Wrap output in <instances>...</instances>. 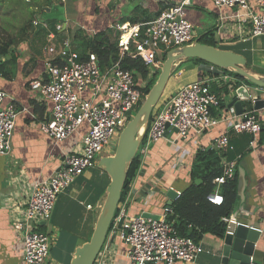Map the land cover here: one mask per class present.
I'll list each match as a JSON object with an SVG mask.
<instances>
[{
    "label": "built area",
    "instance_id": "obj_1",
    "mask_svg": "<svg viewBox=\"0 0 264 264\" xmlns=\"http://www.w3.org/2000/svg\"><path fill=\"white\" fill-rule=\"evenodd\" d=\"M209 1L218 9L237 8L235 15L221 18V21L236 18L239 27L234 36L237 39L247 42L264 37V12L256 13L254 10H264V0H256L255 6H251L248 0ZM188 5L189 0H184L169 6L143 24L115 25L119 58L117 62L104 68L100 67L97 57L92 53L82 59L77 53L71 52L69 40L63 41L58 52L53 46L45 49L47 55L55 57L46 61L48 79L46 82L33 80L30 83V89L37 100L51 106L49 117L38 124L39 129L56 146L75 137L80 141L73 150L63 153L60 166L50 177L37 181L30 187L20 210L22 222L14 226L23 238L21 264L45 263L51 240L39 228L42 223L50 220L57 197L86 170L96 167L98 156H106L104 153L112 145V141L118 139L133 113L140 108L144 99L143 90L160 70L163 55L173 48L196 40L192 25L185 19V8ZM38 24L33 22L34 27ZM61 30V25L56 26V32ZM49 38L51 41L55 40L52 35ZM125 56L143 63L148 70L146 79L136 78L133 72L121 68L120 63ZM55 60L58 62L54 63ZM206 67L199 80L182 86L170 98L162 101L158 110L151 115L143 144L141 143L143 146L140 145L138 149L140 166L152 144L163 139L174 144L188 139L189 135L199 139L221 124L227 125L235 135L252 136L250 147L258 142L263 126L253 105L259 99L264 102V91H256L261 97H250L251 110L244 109L240 116H236L233 109L223 112L219 104L230 95L235 80L220 69L210 65ZM227 84L228 96L217 97L210 91L212 85L220 89ZM211 109L216 113L215 116ZM20 113L13 100L0 92V156H7L11 152V139ZM212 146L222 154L232 150L227 133L213 137ZM220 165L222 174L212 181L217 189L234 179L236 162L223 158ZM179 196L180 193L176 192L174 202ZM207 201L220 206L223 198L216 191L207 196ZM124 208L122 202L109 234L116 236L127 246L126 258L130 264L195 262L199 246L192 239L179 237L173 231L167 221V215L171 214L170 207L164 209V214L158 220L145 218L143 215L128 216ZM222 222L226 229L229 223L242 225L231 216L223 218ZM257 231L259 234L264 233V221ZM107 248L104 244L93 264H108V257L105 258ZM250 262L252 263V259Z\"/></svg>",
    "mask_w": 264,
    "mask_h": 264
},
{
    "label": "crops",
    "instance_id": "obj_2",
    "mask_svg": "<svg viewBox=\"0 0 264 264\" xmlns=\"http://www.w3.org/2000/svg\"><path fill=\"white\" fill-rule=\"evenodd\" d=\"M47 1L50 6L51 0ZM68 1H60V4L65 5ZM183 1L74 0L70 6L64 8L63 13L68 11L64 23L44 19V14L51 12V7L48 6L42 10L43 15L38 13L33 15V20L30 17L26 21L31 20L39 24L28 31L22 42L17 43L14 48L17 59H0V63H5L4 73L8 75L7 78L0 76V92L9 96L17 110L21 111L11 139V152L7 156H0V264H21L23 238L14 226L22 222L20 210L23 208L30 187L35 182L50 177L60 166L63 153L73 150L80 141L75 137L56 146L39 129L38 124L49 117L51 106L37 100V96L30 89V83L33 80L46 82L48 79L46 61L55 57L47 55L45 49L53 46L58 52L63 41L69 40L70 51L75 52L73 38L79 30L89 39L97 33L107 31L115 38L117 36L115 25H138L149 22L161 10ZM248 2L251 6H255L256 0H248ZM33 9L38 11L37 8ZM254 10L256 13L264 12L262 9L254 8ZM236 13L237 8L218 9L209 0H189V5L185 8V19L192 25L195 39L200 37L196 29L202 30V35L208 30L216 29L220 32L219 41L216 40L219 42L218 48L244 56L251 65L255 62L253 50L241 44L253 42L255 39L243 42L234 36L238 33L239 27L236 18L221 21L222 17H231ZM58 25L62 26L61 32H56ZM39 34H43L45 39L44 44L40 46L37 41ZM49 35L55 39L53 45L49 44L52 43ZM247 53L251 55L247 56ZM185 63L189 64V62ZM206 68L205 65L200 64L192 69L191 72H194L195 77L189 83L199 80L204 75L200 77L201 71ZM181 72L184 73L183 70ZM36 108L38 113L35 112ZM245 109L251 110L249 106ZM256 115L264 131V110L256 112ZM229 132L228 126L221 124L199 139L189 135L188 139L179 140L174 144H170L166 139L152 144L149 154L124 198L126 214L162 216L164 209L168 207L167 192L171 189L181 193L188 187L190 167L195 154L205 149L216 150L212 146V138ZM259 140L253 147L249 145L252 152L242 158L241 167L245 171L246 185L243 198L238 197L237 205L231 215L242 224L258 227L264 221V143L259 144ZM218 152L220 159H226L222 157L220 151ZM240 156L238 155L234 161L237 162ZM81 177L57 197L50 220L40 225L39 230L48 234L51 240L46 264H70L76 248L82 246L91 237L100 206L105 199L109 178L101 171L95 173L90 180ZM215 189V192L218 191L216 186ZM113 236L109 234L105 242V246L108 247L105 255V258L108 257V264H130L126 258L127 246ZM198 246L197 258L192 264H220V239L204 235ZM252 259L254 264H264V233L260 234Z\"/></svg>",
    "mask_w": 264,
    "mask_h": 264
},
{
    "label": "water",
    "instance_id": "obj_3",
    "mask_svg": "<svg viewBox=\"0 0 264 264\" xmlns=\"http://www.w3.org/2000/svg\"><path fill=\"white\" fill-rule=\"evenodd\" d=\"M188 59H199L210 66L238 76L242 81H246L255 87L241 85L230 93V102L227 109H233L236 116H240L246 106H250L249 99L252 92L264 91V75L248 72L244 68L247 65L246 58L242 55L202 45L198 39L191 44L171 49L166 54L159 75L144 97L140 108L119 134L114 153L98 160L97 169L109 178V183L105 189V199L90 239L76 248L70 264H93L103 248L109 236L110 226L121 199L129 168L144 140L151 115L158 105L174 70ZM262 109H264V102L259 99L253 105V110L258 112ZM245 181V171L240 166L238 168L237 195L241 199L244 194ZM200 183V180L195 181L196 185ZM175 197L176 192L170 189L167 192L168 207L172 206ZM143 217L154 220L159 219L158 216L150 214H143ZM257 229L258 226L245 224L236 226L234 223H229L226 229L227 233L220 240V264H254L252 257L255 245L260 237ZM251 259L252 263L250 262Z\"/></svg>",
    "mask_w": 264,
    "mask_h": 264
},
{
    "label": "trees",
    "instance_id": "obj_4",
    "mask_svg": "<svg viewBox=\"0 0 264 264\" xmlns=\"http://www.w3.org/2000/svg\"><path fill=\"white\" fill-rule=\"evenodd\" d=\"M32 22L33 21L31 20L26 22L18 30L15 36L2 35L0 30V59H17L14 55V48L16 47L17 43L22 42L26 38L28 31L34 29ZM116 38L117 36L113 38L110 32L107 31L97 33L94 37L89 39L83 36V33L79 30L73 38V44L75 47L74 51L77 52L79 57L82 59L85 58L88 53L94 54L97 57L100 67L104 68L109 66L111 63L117 62L119 58ZM198 41L202 45L218 48L217 41L215 40L214 29L208 30L205 34L201 35L198 38ZM165 57L166 54L163 55V61ZM53 62L57 63L58 61L55 60ZM185 62H189L194 65L201 64L209 66L199 59H188ZM4 64L5 63H0V76L7 78L8 75L4 73ZM120 66L124 70L133 72L136 78L142 80L146 79L148 74V70L142 62L131 59L127 56L122 59ZM178 68L174 70L173 74ZM159 71L154 74V77L149 82V85L143 90V97L146 96L151 87L154 85L159 75ZM221 71L235 80L231 91L237 87H240L241 85L255 88L248 82L242 81L238 76L223 70ZM203 74L204 72L201 71L200 77ZM210 91L217 97H221V95H229L228 84L222 86L220 89H218L215 85H212ZM161 102L158 103L152 114L158 110V108L161 106ZM219 105L220 110L223 112L227 110V105L223 100H221ZM35 112L38 113V108L35 109ZM211 113L213 116L216 114L212 109ZM262 133H264L263 129L261 130V134ZM261 136L262 137H260L259 144L264 143V134ZM228 137L229 143L232 146V151L222 154V157H225L228 161H234L238 155L241 156L236 162L234 179L232 181L226 182L224 185H221L218 188V192L223 198L222 205H212L207 201V196L216 190L215 186L212 184V181L222 174V168L220 165L221 159L219 152L213 149H205L204 151H199L195 154L190 167L189 185L180 193L179 198L169 208L171 209V214L167 215V221L171 224L173 231L177 234V236L192 239L196 244L202 240L204 235H210L220 240L223 239L226 233V225L222 222V219L229 218L233 214L237 205L238 168L242 165V158L251 153L249 144L252 141V136L247 134L236 136L229 132ZM142 144L141 147L143 146ZM140 163V157L137 152L129 168L115 216L118 214L120 206L124 201L125 196L129 192L130 185L132 184L137 172L140 169ZM197 180L201 181L199 185L195 184V181Z\"/></svg>",
    "mask_w": 264,
    "mask_h": 264
},
{
    "label": "rangeland",
    "instance_id": "obj_5",
    "mask_svg": "<svg viewBox=\"0 0 264 264\" xmlns=\"http://www.w3.org/2000/svg\"><path fill=\"white\" fill-rule=\"evenodd\" d=\"M60 1L62 0H51L50 6L47 0H0V30L1 34L5 36H13L16 31L26 23V21L33 15H37L40 13V15H43V9L45 7H51V12L50 13H45L44 14V19L47 20H56L59 22L64 23L65 22V15H67V10L63 13L65 6H70L71 3H73L74 0H69L68 3L65 5H61ZM63 2V1H62ZM33 8H37L38 11L34 10ZM33 20V19H32ZM214 23V19H212ZM49 22V21H47ZM33 23V22H32ZM198 36L202 35V30L196 29ZM215 31V40H218V36L220 32H218L216 29ZM37 41L40 45H43L45 42L44 35L39 34L37 36ZM253 40V39H252ZM55 41H52V43L49 44H54ZM46 43V45H49ZM239 44V43H238ZM217 45H219V42H217ZM240 45V44H239ZM245 48L249 49V47L252 48V52L254 53L253 56L255 57V62L254 64L251 63L247 60V65L244 67L248 72L252 71L254 73L258 74H264V37H258L256 38L253 42H249L247 44H241ZM251 55L250 53H247V56ZM249 62V63H248ZM198 67V65H194L191 63H184L182 64L177 71L171 76L164 92L163 95L159 101L167 100L170 98L176 89L180 88L183 84H189V81L192 80V78L195 77L193 74L194 72H191L192 69L195 67ZM184 71L182 74L181 71ZM251 73V72H250ZM252 88V87H251ZM252 95L260 96V93L257 92H252ZM226 105L230 102V97H227L225 99ZM136 112L133 113L132 118L134 117ZM117 144V139L115 141H112V145L109 147L106 153L104 155L110 156L114 153L115 147ZM252 152V151H251ZM100 159V156L96 158L97 163L98 160ZM98 170L97 167H93L92 169L86 170L81 178H85L86 180L92 179L93 175L97 173ZM107 176V175H106ZM108 177V176H107ZM109 180V179H108ZM100 206V202H98ZM102 205V204H101ZM101 207V206H100ZM55 248V247H54ZM48 259V258H47ZM47 259L45 261L46 264ZM50 259V258H49ZM48 264V263H47Z\"/></svg>",
    "mask_w": 264,
    "mask_h": 264
},
{
    "label": "clouds",
    "instance_id": "obj_6",
    "mask_svg": "<svg viewBox=\"0 0 264 264\" xmlns=\"http://www.w3.org/2000/svg\"><path fill=\"white\" fill-rule=\"evenodd\" d=\"M97 167V166H96Z\"/></svg>",
    "mask_w": 264,
    "mask_h": 264
}]
</instances>
